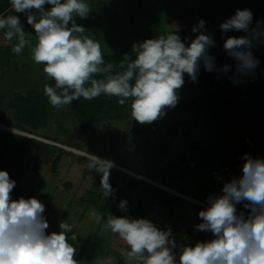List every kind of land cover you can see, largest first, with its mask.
I'll return each mask as SVG.
<instances>
[{"label":"rangeland","instance_id":"1","mask_svg":"<svg viewBox=\"0 0 264 264\" xmlns=\"http://www.w3.org/2000/svg\"><path fill=\"white\" fill-rule=\"evenodd\" d=\"M85 2L92 11L86 19L76 17V23L85 28L83 35L101 45L102 55H112L132 51L140 30L152 29L154 25L165 33L182 29L184 23L179 19L180 9L201 5L203 0ZM50 7L45 5V10ZM9 15L19 17L29 44L19 54L14 53L12 48L18 39L14 37L11 42L6 41L7 29H0V170L7 171L10 178L17 176L11 193L13 200L36 198L44 204L42 215L49 223L48 234L60 232L59 223L66 221L72 226L69 240L76 235V248L84 252L81 264H118L120 260L125 261L124 253L129 248L118 235L102 231L101 225L108 217L103 210L107 204L113 203V207H109L110 214L116 216L115 209L125 200L128 212L144 197L148 186H155L197 206L207 207V200L202 202L200 198L202 186L207 182L214 183L210 177L212 163L220 156L224 159L222 154L232 152L234 146L238 147L240 137L230 134V145L225 147L220 145L225 139L213 142L209 112L197 113L188 107L201 85L184 83L178 90L177 105L166 108L165 115L152 123L141 124L132 118L131 100L121 106L117 99L113 106L102 94L88 100V103L96 102L101 107L86 131L82 129L85 121L78 119L79 111L73 102L59 108L49 104L47 123L38 129L19 126V118L26 112L17 111L15 99L31 89L44 91L45 84L54 87L55 82L44 73V65L36 64L31 58L37 37L27 23V16L34 15L38 21L39 13L35 10L16 13L10 6L0 18ZM7 132L29 139L24 143L16 142L23 151L13 157L15 163H4L5 156L11 154L8 153L10 143H13ZM30 140L48 144L50 149H41ZM234 153L241 158L239 149ZM89 154L113 162L109 177L114 190L112 195H105L100 185L101 174L88 169ZM242 166L239 162L226 177L217 180L210 195L222 194L224 183L242 175ZM181 205H176L171 218L166 217L165 206H154L148 218L161 230H171L177 245L173 249L177 259L182 246L178 240L185 237L186 229L200 219L198 213L203 210ZM237 209L247 216L248 210L243 204H238ZM94 211L102 217L99 224ZM118 212L121 214L123 210L119 207ZM209 235L213 236L210 232Z\"/></svg>","mask_w":264,"mask_h":264},{"label":"clouds","instance_id":"2","mask_svg":"<svg viewBox=\"0 0 264 264\" xmlns=\"http://www.w3.org/2000/svg\"><path fill=\"white\" fill-rule=\"evenodd\" d=\"M10 2L16 13H39L38 21L34 15L27 16L37 37L31 58L44 65V73L54 80V87L45 84L44 93L56 108L81 97L93 100L104 94L119 98L121 106L131 100L132 118L141 124L152 123L165 115L166 108L177 105L185 74L196 81L201 63L209 72L217 70L214 57L208 53L214 40L203 31L204 20L192 28L198 35L188 45L177 32L135 44V59L114 75V65H105L101 45L83 35L85 28L75 21L76 17L86 19L92 11L85 0ZM45 5H51L50 9L45 10ZM252 20L250 10H237L220 27L223 32H249ZM0 29H7L6 41L18 39L12 48L14 53L19 54L29 44L17 15L0 18ZM223 47L237 62V73L248 75L258 66L253 41L248 36L229 37ZM124 59L130 60L128 54ZM228 68L224 65L222 71ZM100 74L103 79L94 78ZM88 159V169L101 174L105 195H112L109 177L113 162L91 154ZM15 186L9 173L0 170V264H79L76 247L69 243L72 226L62 221L60 232L48 234L49 223L42 215L44 204L36 198L13 200ZM126 204L121 201L120 209L126 210ZM238 204L248 210L247 216L238 212ZM93 215L101 223V215L95 211ZM198 215L202 222L195 229L210 232L214 238L181 246L178 259L171 230H161L148 219L109 213L101 228L118 235L128 246L125 264H264V159L245 155L242 175L224 183L222 194L209 195L207 207ZM76 238L71 236L73 241Z\"/></svg>","mask_w":264,"mask_h":264},{"label":"trees","instance_id":"3","mask_svg":"<svg viewBox=\"0 0 264 264\" xmlns=\"http://www.w3.org/2000/svg\"><path fill=\"white\" fill-rule=\"evenodd\" d=\"M11 6L10 0H0V13H3ZM248 9L253 14V20L250 25V31H228L223 32L220 25L227 19L235 15L237 10ZM179 19L184 23V27L177 32L182 41L188 45L198 33H194L192 28L198 25L200 20H204L205 26L203 31L205 34H210L214 40V47H210L208 53L214 57V62L217 70L213 72L207 71L203 63H201L196 81H192L185 74V83H194L201 85L202 88L196 93L188 104L194 111L209 112L208 123L212 130V140L217 142L219 139H225L220 145H230V134H237L240 137V144L234 146L232 152L228 151L222 154L223 158H216L210 169V177L214 183L207 182L202 186L203 194L200 201L205 202L207 197L212 193V189L217 183L226 177L229 172L240 162L244 163L245 155L253 158L264 159V0H203V3L198 6H184L179 11ZM173 32V33H176ZM168 33L160 31L157 25L152 29L140 30L137 33V43L143 42L146 39H153L159 36H166ZM248 36L253 41L252 52L254 57L259 61L258 66L248 75L237 73V62L230 57L224 50V41L229 37ZM125 54H128L130 60L124 59ZM105 65L112 63L114 65L113 74H118L126 69L127 63L135 59V53L119 52L112 55H103ZM125 67L122 68L121 64ZM224 65H228V71H222ZM96 79H103L104 75L95 76ZM233 81H238L234 83ZM106 97L111 101L113 106L116 100L119 99L113 96ZM15 106L18 112H26L24 117L19 118L20 124L28 125L38 129L42 125H46L47 106L50 104L48 97L44 91L31 89L21 93L20 97L15 99ZM73 106L77 108L78 119L85 122L82 124L83 131H86L91 122L95 120V114L99 113L100 104L96 102L88 103L81 97L78 101H73ZM194 107V108H193ZM9 133V132H7ZM13 138V143H10L8 156H5L4 163H15L14 156L23 151L16 142H26L28 138L19 134H8ZM223 138H221V137ZM47 139V137H44ZM32 143H37L41 149H50V145L37 140H30ZM237 147V148H236ZM239 149L241 158L239 159L234 151ZM2 156L0 155V159ZM210 162V161H208ZM10 165V164H9ZM15 182L17 176L11 178ZM223 184V182H221ZM144 191V197L141 198L128 212L123 210L119 214L118 209L116 216H128L129 218H145L148 219L154 206L163 205L166 207V217L171 218L174 208L178 203L184 205H192L196 208L205 209L197 206L185 198L176 195L172 192L165 191L155 186H148ZM125 201V200H124ZM113 203L107 204L103 210L109 215ZM181 208V207H180ZM201 219L186 229V235L178 240L182 246H194L197 242L211 240L214 237L209 235V232L198 231L195 225L201 223ZM69 243L76 247V242L69 240ZM77 250V248H76ZM83 251H76L75 259L81 264ZM118 264H125V261L120 260Z\"/></svg>","mask_w":264,"mask_h":264},{"label":"crops","instance_id":"4","mask_svg":"<svg viewBox=\"0 0 264 264\" xmlns=\"http://www.w3.org/2000/svg\"><path fill=\"white\" fill-rule=\"evenodd\" d=\"M5 12V11H4ZM4 12L3 13H0V17L4 14Z\"/></svg>","mask_w":264,"mask_h":264}]
</instances>
